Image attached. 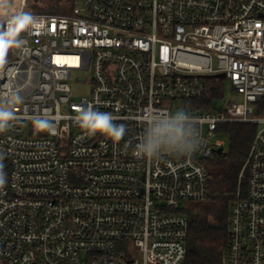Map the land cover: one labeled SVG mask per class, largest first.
<instances>
[{
  "label": "built area",
  "instance_id": "obj_1",
  "mask_svg": "<svg viewBox=\"0 0 264 264\" xmlns=\"http://www.w3.org/2000/svg\"><path fill=\"white\" fill-rule=\"evenodd\" d=\"M26 7L12 4L3 25L19 46L0 66V95L19 102L0 133V264H184L190 203L207 197L206 162L224 147L213 137L234 123L257 128L230 207L225 264H264V0H75L67 14ZM20 12L33 23H14ZM223 79L243 101L216 110ZM76 83L91 84L79 100ZM89 107L111 113L125 135L83 131L75 117ZM179 108L196 125L198 149L140 155L144 118Z\"/></svg>",
  "mask_w": 264,
  "mask_h": 264
},
{
  "label": "trees",
  "instance_id": "obj_2",
  "mask_svg": "<svg viewBox=\"0 0 264 264\" xmlns=\"http://www.w3.org/2000/svg\"><path fill=\"white\" fill-rule=\"evenodd\" d=\"M75 0H68L74 4ZM27 5L40 12L56 13L59 0H27ZM3 56L0 66L12 58L9 42L12 36L0 35ZM264 111V99L259 103V113ZM256 124L234 123L225 126L230 137V147L214 154L206 166L210 177L209 193L204 200L190 203L187 259L184 264H225L229 245V212L238 188L239 175L256 131ZM246 178L241 186L245 187Z\"/></svg>",
  "mask_w": 264,
  "mask_h": 264
},
{
  "label": "clouds",
  "instance_id": "obj_3",
  "mask_svg": "<svg viewBox=\"0 0 264 264\" xmlns=\"http://www.w3.org/2000/svg\"><path fill=\"white\" fill-rule=\"evenodd\" d=\"M12 0L0 2V35H5L3 25L8 22ZM14 23H33V17L28 12H20L12 17ZM19 46L18 40L9 42V47ZM19 102L14 92L0 95V133L8 131L14 119V106ZM81 129L88 134L101 133L114 141L125 135V126L114 123L111 113L99 112L92 107L81 110L75 117ZM147 126L141 143L137 146L139 154L145 158L158 159L164 154L190 156L200 143L196 125L185 109L179 108L170 114L149 113L143 121ZM5 182L2 166H0V186Z\"/></svg>",
  "mask_w": 264,
  "mask_h": 264
},
{
  "label": "rangeland",
  "instance_id": "obj_4",
  "mask_svg": "<svg viewBox=\"0 0 264 264\" xmlns=\"http://www.w3.org/2000/svg\"><path fill=\"white\" fill-rule=\"evenodd\" d=\"M1 1V0H0ZM68 0H59V7L57 8L56 13L67 14L72 10L73 5L67 2ZM12 4L14 6H18L19 0H12ZM27 11L38 13L40 9L31 7V5H27ZM223 87V97L219 99H215L213 102L214 109L216 110H224L228 107L230 102H242L243 97L241 94H238L233 91L230 86V83L223 79L221 81ZM91 84L90 83H82V84H73V98L79 100L82 95L88 94L90 91ZM178 104V101L175 102ZM213 140H220L224 142V150L227 151L230 147V137L228 134L223 132H218L214 135ZM185 203H181V206Z\"/></svg>",
  "mask_w": 264,
  "mask_h": 264
},
{
  "label": "water",
  "instance_id": "obj_5",
  "mask_svg": "<svg viewBox=\"0 0 264 264\" xmlns=\"http://www.w3.org/2000/svg\"><path fill=\"white\" fill-rule=\"evenodd\" d=\"M220 76L223 77L224 74H222V75H220ZM223 151H224V148H223V147H219V148L215 149V153H216V154H221Z\"/></svg>",
  "mask_w": 264,
  "mask_h": 264
},
{
  "label": "snow or ice",
  "instance_id": "obj_6",
  "mask_svg": "<svg viewBox=\"0 0 264 264\" xmlns=\"http://www.w3.org/2000/svg\"><path fill=\"white\" fill-rule=\"evenodd\" d=\"M2 47H3V42L0 41V56H3V50H2Z\"/></svg>",
  "mask_w": 264,
  "mask_h": 264
}]
</instances>
